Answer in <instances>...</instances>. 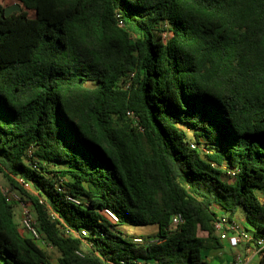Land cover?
Returning <instances> with one entry per match:
<instances>
[{
  "label": "trees",
  "instance_id": "trees-1",
  "mask_svg": "<svg viewBox=\"0 0 264 264\" xmlns=\"http://www.w3.org/2000/svg\"><path fill=\"white\" fill-rule=\"evenodd\" d=\"M13 1L5 16L0 0V176L59 264H214V222L240 210L264 236V0ZM3 186L1 264H52ZM126 224L156 225L155 240L135 244Z\"/></svg>",
  "mask_w": 264,
  "mask_h": 264
},
{
  "label": "built area",
  "instance_id": "built-area-1",
  "mask_svg": "<svg viewBox=\"0 0 264 264\" xmlns=\"http://www.w3.org/2000/svg\"><path fill=\"white\" fill-rule=\"evenodd\" d=\"M189 147L191 149H199L202 153L203 151H205L204 148L200 147L195 142H190ZM228 175L234 176L235 171L229 170ZM57 190L62 191L60 185H57ZM3 192L7 196L8 201H11L12 203H14L15 201H19V198L16 195L8 193L7 189L6 190L3 189ZM66 198L68 201H71L73 203L80 202L77 198L70 195H67ZM101 213L106 219H108L111 222L118 221L117 215L108 208L103 209ZM51 216L53 217L54 215H52L51 213ZM183 222L184 220L182 216L180 214H175L171 217L170 225L172 227H177ZM20 223L22 227V232L30 236L40 248L42 249L52 248V245L47 243L44 240V238L41 236L37 228L35 216L32 215L28 207H24V209L22 210L20 216ZM214 231L220 240L231 239L233 243H238L239 241H241V239H244L246 242H248L250 249L253 250V253H255L256 256L259 253V251L264 248V236L260 238H254L253 236L246 235L239 221L235 219H229L223 215L220 216L214 222ZM70 232L76 236L87 235V231L85 229H81L80 231L71 230ZM154 240H155L154 238L142 237V236L134 237L133 239L135 244L141 246H146L152 243ZM250 260H251L250 256L248 255L247 256L238 255L230 262V264H249ZM120 264H127V263L121 261Z\"/></svg>",
  "mask_w": 264,
  "mask_h": 264
},
{
  "label": "rangeland",
  "instance_id": "rangeland-1",
  "mask_svg": "<svg viewBox=\"0 0 264 264\" xmlns=\"http://www.w3.org/2000/svg\"><path fill=\"white\" fill-rule=\"evenodd\" d=\"M5 1H6L7 6L12 5L15 2L13 0H5ZM187 133H188L187 134L188 141L189 142H194L195 140H194V137H193L192 133L190 131H187ZM0 185H5V186H3V189H5V190L7 189L6 187L8 186V184H6V182L3 181L1 176H0ZM25 187L29 189V187H27V186H25ZM262 200L264 201V198ZM13 204H14L13 205L14 219L19 224V228L22 231V227H21V223H20L21 212L24 209V207H28L29 210L31 211L32 215L34 216L33 211L31 209V205H30V202L24 203L22 201H15ZM239 212H241V210L238 211V213ZM118 229L121 230L122 232H124L125 234L131 235V236H134V237L142 236V237H151L152 238L154 233L157 231V226L153 225V224L142 225V226H134V225L126 224V225L119 226ZM47 250L51 253V262H52V264H59L58 261H57V258H58V255H59L58 251L56 249H54L53 247L52 248H48ZM237 251L242 252L243 248L239 247L237 249ZM203 255H206V256L212 255L211 254V250H207V249L204 250L203 251ZM207 260L210 263H214V264H216V262H217V261H215L213 259H210L209 257H207ZM254 262H255V260H254Z\"/></svg>",
  "mask_w": 264,
  "mask_h": 264
},
{
  "label": "crops",
  "instance_id": "crops-1",
  "mask_svg": "<svg viewBox=\"0 0 264 264\" xmlns=\"http://www.w3.org/2000/svg\"><path fill=\"white\" fill-rule=\"evenodd\" d=\"M234 219L239 221L246 235L252 236V231L249 228L245 227L244 213L242 211L239 213L237 212ZM220 243L221 246L219 248L207 249V250H211L212 255L206 257H209L210 259L217 261L216 263H226V262L229 263L238 255H242V256L248 255L250 256L251 259L249 264H258L257 256L255 255V253H253V250L250 249L248 242H246L244 239H241V241H239L238 243H233L231 239L220 240ZM239 247L243 248L242 252L237 251Z\"/></svg>",
  "mask_w": 264,
  "mask_h": 264
},
{
  "label": "water",
  "instance_id": "water-1",
  "mask_svg": "<svg viewBox=\"0 0 264 264\" xmlns=\"http://www.w3.org/2000/svg\"><path fill=\"white\" fill-rule=\"evenodd\" d=\"M15 11H21V6L19 3H14L12 5L7 6L5 9V16H8L9 14Z\"/></svg>",
  "mask_w": 264,
  "mask_h": 264
}]
</instances>
